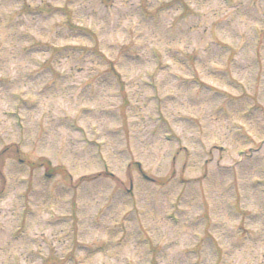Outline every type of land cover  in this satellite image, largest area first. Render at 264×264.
<instances>
[{
    "label": "rangeland",
    "instance_id": "obj_1",
    "mask_svg": "<svg viewBox=\"0 0 264 264\" xmlns=\"http://www.w3.org/2000/svg\"><path fill=\"white\" fill-rule=\"evenodd\" d=\"M47 257L264 264V0H0V264Z\"/></svg>",
    "mask_w": 264,
    "mask_h": 264
}]
</instances>
